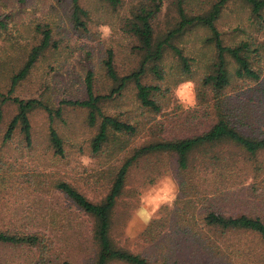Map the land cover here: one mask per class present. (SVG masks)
Returning a JSON list of instances; mask_svg holds the SVG:
<instances>
[{
    "label": "rangeland",
    "instance_id": "rangeland-1",
    "mask_svg": "<svg viewBox=\"0 0 264 264\" xmlns=\"http://www.w3.org/2000/svg\"><path fill=\"white\" fill-rule=\"evenodd\" d=\"M160 1L161 9L153 19L157 39L177 27L181 20L179 0ZM215 1L184 0L183 7L189 15H197L209 10ZM149 4L151 0H120L115 7L105 0H81V6L89 13L88 17H84L87 28L83 29L76 27L71 19V0H0V18L8 17L7 28L0 30V91L8 93L13 75L23 67L32 48L41 43L43 32L48 29L52 34L51 45L30 75L15 87L12 96L41 99L57 108L64 99L85 98L89 72L93 73L95 93L109 94L115 83L107 75L104 61L112 50L120 76L140 68L144 54L138 49L139 40L130 31L129 22L133 12ZM101 25L111 28L109 39L101 40ZM217 25L226 44L233 45L243 40L264 43V19L252 18L250 7L244 0L229 1ZM208 34V30L195 27L172 40L185 55L192 57V75L183 72L181 60L170 47L159 62L164 79L152 71V64L148 65L142 81L159 86L156 95L161 106L159 112L141 105L133 82L121 94H115L103 103L106 113L131 121L139 128L134 136H120L127 145L122 152L111 154L107 149L100 155H93L91 142L97 127L89 125L86 108L73 106H65L62 117L54 122L64 141V156L57 155L51 146L50 119L42 108L30 113L31 145L26 142L20 128L11 139L6 140L5 134L17 113V105L10 100L2 102L0 98L3 110L0 123V228L59 233L55 246L57 256L54 253L50 264H56L59 258L65 256L73 264H92L95 248L87 229L90 221L75 211L72 204L57 191L56 184L68 181L90 199L100 201L108 191L111 172L127 154L124 152L147 140L181 137L209 127L213 123V92L202 85V78L211 71L216 50L206 41ZM261 53L263 61L260 65L264 70V47ZM234 67V62L230 61L233 73ZM186 81L196 85L198 103L194 110L186 111L175 96L176 87ZM242 85L243 89H239ZM251 86H256V83H251ZM239 91H243L245 100L249 101L252 120L256 124L262 118L258 126H264V95L259 96L256 91L248 92L245 82L233 78L229 94L236 97ZM84 156L91 158L88 167L81 163ZM176 169V157L172 154H155L132 166L115 211L112 237L117 245L134 252H154L149 244L141 240V233L147 226L135 219L133 212L140 206L141 196L146 195L148 189L164 176L171 177L174 182L176 200L180 193ZM221 205L232 208V204ZM166 206L169 205L159 209L157 217ZM238 239L248 243L250 248L243 264H264V245L257 238L241 234L235 237V240ZM37 253L30 247L0 246V264H30L38 259Z\"/></svg>",
    "mask_w": 264,
    "mask_h": 264
},
{
    "label": "trees",
    "instance_id": "trees-1",
    "mask_svg": "<svg viewBox=\"0 0 264 264\" xmlns=\"http://www.w3.org/2000/svg\"><path fill=\"white\" fill-rule=\"evenodd\" d=\"M105 1L115 7L120 4V0ZM229 1L217 0L205 13L189 15L183 7L184 0H179L181 20L178 26L159 39L155 35L153 19L161 9V1L151 0V4L133 12L129 22L130 31L138 38V49L144 57L138 70L120 76L115 68L114 52L109 50L104 65L107 75L115 83L109 94L95 93L93 73L89 72L85 98L64 99L57 108L41 99L12 96L15 87L30 75L51 45L52 34L48 29L44 30L41 43L32 48L23 67L13 75L8 93L0 91L2 102L10 100L17 105V113L5 134L6 140L11 139L20 128L26 142L31 145L30 113L42 108L50 119L51 146L57 155L64 156V141L54 122L62 117L65 106H73L86 108L89 125L97 127L91 142L93 155H100L107 149L111 154L122 152L127 145L120 136H134L139 128L131 121L106 113L103 103L115 94H121L133 82L141 105L159 112L161 106L156 98L159 86L142 81L148 65L152 64V71L164 79L159 62L170 47L181 60L183 72L192 75V57L185 55L172 40L195 27L208 30L206 41L214 46L216 57L211 71L202 78V85L213 92V123L200 132L147 140L124 152L127 154L116 170L111 172L108 191L100 201L90 199L68 181L56 184L57 191L72 204L75 211L90 221L87 229L95 248L92 264H243L250 253L249 244L235 240V237L249 234L264 245V126H258L263 119L259 118L256 124L252 120L249 101L245 100L243 91L236 93V97L229 94L233 78H238L248 85V92L256 91L259 96L264 95V70L260 65L264 43L249 40L233 45L225 43L217 23ZM244 1L250 7L252 18L264 19V0ZM71 2L74 25L86 29L84 17H88L89 13L81 6V0ZM7 19L0 18V30L7 28ZM230 61L235 64L234 73L230 69ZM251 83H256V86H251ZM244 85L239 89H243ZM246 99L249 100L248 97ZM2 119L3 110L0 108V123ZM155 154H172L176 157L180 193L174 204L162 208L158 218L153 219L141 233V240L149 244L154 252H134L117 245L112 237L115 211L132 166ZM222 203L232 204V208L222 206ZM58 237L59 233L55 232L47 234L0 228V246L37 250L38 259L30 264H50L54 253L57 256L55 246ZM56 264L73 263L65 256L59 258Z\"/></svg>",
    "mask_w": 264,
    "mask_h": 264
},
{
    "label": "clouds",
    "instance_id": "clouds-1",
    "mask_svg": "<svg viewBox=\"0 0 264 264\" xmlns=\"http://www.w3.org/2000/svg\"><path fill=\"white\" fill-rule=\"evenodd\" d=\"M101 40L111 37L112 30L108 25L99 27ZM196 85L192 81H186L178 85L175 89V96L178 103L187 111L197 107ZM81 163L88 167L91 163L90 157H81ZM176 198V187L171 177L159 178L156 183L148 189L146 195L140 198V206L133 212V217L139 220L144 226H148L162 206L171 205Z\"/></svg>",
    "mask_w": 264,
    "mask_h": 264
}]
</instances>
